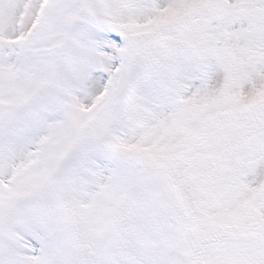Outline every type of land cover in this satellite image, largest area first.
<instances>
[{
  "label": "snow or ice",
  "instance_id": "6c2138e0",
  "mask_svg": "<svg viewBox=\"0 0 264 264\" xmlns=\"http://www.w3.org/2000/svg\"><path fill=\"white\" fill-rule=\"evenodd\" d=\"M0 264H264V0H0Z\"/></svg>",
  "mask_w": 264,
  "mask_h": 264
}]
</instances>
